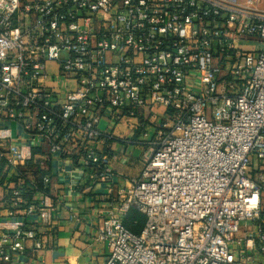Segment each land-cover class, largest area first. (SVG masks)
<instances>
[{"label": "built area", "instance_id": "built-area-1", "mask_svg": "<svg viewBox=\"0 0 264 264\" xmlns=\"http://www.w3.org/2000/svg\"><path fill=\"white\" fill-rule=\"evenodd\" d=\"M113 141L150 154L99 213L101 264H264L261 0H0V174L23 213L0 218L1 261L47 246L32 166L69 158L111 187Z\"/></svg>", "mask_w": 264, "mask_h": 264}, {"label": "crops", "instance_id": "crops-1", "mask_svg": "<svg viewBox=\"0 0 264 264\" xmlns=\"http://www.w3.org/2000/svg\"><path fill=\"white\" fill-rule=\"evenodd\" d=\"M106 124L105 121L102 123L103 126ZM14 128L20 133L17 125ZM118 128L113 132L116 136L129 135L130 132L124 125ZM134 137L142 139L139 128H135ZM110 147L116 153V158L111 163L117 174L111 187L103 182H88L84 177L83 167L69 158H51L43 168L37 163L32 166L34 175H50L49 192L57 209L52 214L53 223L49 228L44 250L38 254H13L14 264L102 263L106 249L96 240L102 223L99 213L108 208L120 189L127 186L125 178L140 175L150 154L148 145L128 146L120 141H113ZM18 184L17 176L13 173L0 174V218L7 214L18 219L23 217L20 207V210L11 208L8 199L12 190L18 188ZM25 199L40 203L42 195L32 191L25 195ZM27 220L38 221L33 215ZM0 264L6 263L0 260Z\"/></svg>", "mask_w": 264, "mask_h": 264}, {"label": "trees", "instance_id": "trees-1", "mask_svg": "<svg viewBox=\"0 0 264 264\" xmlns=\"http://www.w3.org/2000/svg\"><path fill=\"white\" fill-rule=\"evenodd\" d=\"M145 222V217L138 212L137 209H132L126 219V225L135 233H139Z\"/></svg>", "mask_w": 264, "mask_h": 264}, {"label": "rangeland", "instance_id": "rangeland-1", "mask_svg": "<svg viewBox=\"0 0 264 264\" xmlns=\"http://www.w3.org/2000/svg\"><path fill=\"white\" fill-rule=\"evenodd\" d=\"M261 5L264 7V0H261Z\"/></svg>", "mask_w": 264, "mask_h": 264}]
</instances>
